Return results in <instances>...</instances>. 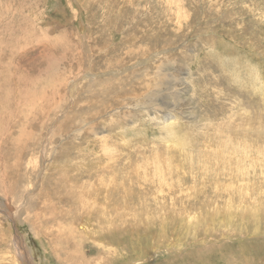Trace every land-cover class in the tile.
I'll return each mask as SVG.
<instances>
[{
    "label": "rangeland",
    "instance_id": "obj_1",
    "mask_svg": "<svg viewBox=\"0 0 264 264\" xmlns=\"http://www.w3.org/2000/svg\"><path fill=\"white\" fill-rule=\"evenodd\" d=\"M227 138L264 180V0H0V264H264V200L176 174Z\"/></svg>",
    "mask_w": 264,
    "mask_h": 264
},
{
    "label": "bare ground",
    "instance_id": "obj_2",
    "mask_svg": "<svg viewBox=\"0 0 264 264\" xmlns=\"http://www.w3.org/2000/svg\"><path fill=\"white\" fill-rule=\"evenodd\" d=\"M171 8V7H170ZM164 126H168L167 128L170 130V134L172 136L175 135L176 131L173 129L172 125L171 124H168V125H164ZM261 126V125H260ZM171 127V128H170ZM263 127V126H262ZM241 128V127H240ZM243 128V127H242ZM166 129V128H165ZM172 129V130H171ZM250 131V130H249ZM169 132V131H168ZM167 132V133H168ZM247 132V131H246ZM183 134V133H182ZM207 136V135H206ZM179 137V136H178ZM188 137V136H187ZM171 138V137H170ZM174 138V137H173ZM204 138V137H203ZM206 138V137H205ZM208 138V137H207ZM226 138V137H225ZM210 139V138H209ZM212 139V138H211ZM224 141V144L225 145H222L221 147V152L223 154L222 157H217L218 154H216L215 156L211 155L210 156H204L200 153H204V151H202L201 149L199 150L200 152L196 155L197 156V159L194 160L190 157V155H186V153L184 152V148L183 149H179L181 151H183L184 153H181V156H184L185 158V163H186V166L184 167H178L177 165V168L175 169L176 170V174L178 176H182V175H187V177L190 178L191 182L193 183V186L191 188V190L194 191V187H195V184H197L198 182L201 183V184H204L206 185V187H213L214 191L212 192V196L205 199V201H201V203L199 204V207L198 209L199 210H202V207H203V210H207V209H212V208H215V209H219L220 207V202L221 200H223L225 203L228 202L227 204H229L228 206H236L238 205V211L239 209L241 208H249L251 205L250 204H256L257 203H260L261 199L264 200V180H257V176H255L254 172H256L257 169H255L253 167L252 164H248L246 165L245 162L243 161H240L238 160L236 162V154L239 153V152H248L247 148L246 147H242L241 145H235L231 140H229V138L223 140ZM222 141V142H223ZM186 143L190 144V142L188 141H185ZM208 142V141H207ZM170 144V143H169ZM220 144V143H219ZM262 144H263V141H262ZM205 145V144H203ZM213 145V144H212ZM232 145V146H231ZM186 146H190V145H186ZM214 146V145H213ZM212 146V147H213ZM230 146V147H229ZM244 146V145H243ZM246 146V145H245ZM182 147V146H181ZM210 147V148H212ZM216 147V146H215ZM231 148V149H230ZM173 150V149H172ZM177 150V149H176ZM196 151V150H195ZM213 151V150H212ZM118 152V151H117ZM156 152V151H155ZM214 152V151H213ZM104 154L107 153L109 155L108 159L109 161H116L115 159L113 160V155L116 154L115 152V149L114 148H108V147H105L104 148ZM142 153V152H141ZM188 153V152H187ZM206 153V152H205ZM204 153V154H205ZM210 153H212L210 151ZM120 154V153H118ZM191 154V153H190ZM221 154V153H220ZM121 155V154H120ZM170 155V154H169ZM158 156V155H157ZM119 157V156H118ZM171 157V156H170ZM157 158V157H156ZM167 158V157H166ZM164 158V159H166ZM215 160L217 162V165H215V167H211L209 166L211 163L212 160ZM141 160V159H140ZM159 160V159H158ZM156 161V162H154ZM168 161V160H167ZM235 161V162H234ZM151 163V164H150ZM150 163H147V162H144L143 165L139 166V168L141 169H137V168H134L133 170L137 173H143V169L145 171H149V170H152L153 172L151 174H153V177L152 178H157L159 177L160 178V186L162 187H165L166 189H168L170 192H172L171 194L175 195L176 197H174L175 199H177L178 195L180 194V190L181 192L183 193V186L185 185V180L181 178L182 177H178L176 182H172L173 184L171 183H167L164 179V174L165 172H168L166 171V169L168 167H164V166H160L159 164H161L159 161L157 160H153V162H150ZM167 163V162H166ZM235 163V164H233ZM221 164V165H219ZM188 165V166H187ZM214 165V164H212ZM173 166V165H172ZM262 165L259 164V167H261ZM151 168V169H150ZM171 168V167H169ZM262 168V167H261ZM264 170V167L262 168ZM173 172V171H172ZM262 174L263 176V179H264V172H259ZM236 174V175H235ZM258 174V173H257ZM260 174V175H261ZM166 175V174H165ZM152 176V175H151ZM157 176V177H156ZM170 176V175H169ZM225 176H228L227 178V181L228 180H231L233 178H237L239 177L238 179H240V182L237 183V185H229V189L227 190H221V189H218L217 186H220L223 181H221V178L225 177ZM197 177H202L200 178L199 180L197 179ZM145 175H144V180L145 179ZM166 178V177H165ZM168 178V177H167ZM213 178V179H212ZM215 178V179H214ZM148 181V180H147ZM259 182L260 183V186L259 187H256V182ZM113 182V181H112ZM121 182V181H120ZM131 186H128L127 185V182L124 181V182H121L119 183V186L121 188H119L120 190L123 189L122 194L126 197L129 196V192L128 190L131 189L132 187V182L131 181H128ZM114 183V182H113ZM118 183V182H117ZM137 182H133V184H135ZM198 183V184H199ZM115 184V183H114ZM138 185H142L140 182L137 183ZM117 185V184H115ZM227 185V184H226ZM134 186V185H133ZM227 187V186H226ZM243 187V188H242ZM222 188H223V185H222ZM244 188H247L246 190ZM118 189V190H119ZM158 189V188H157ZM119 190V191H120ZM159 190V189H158ZM188 190V189H186ZM185 190V191H186ZM158 193V192H157ZM181 193V194H182ZM187 193V191H186ZM186 195V194H184ZM190 195V194H188ZM226 198V200H225ZM182 199V198H181ZM186 199V198H184ZM174 201V199H173ZM176 202V201H174ZM182 202V201H181ZM234 203V205H232ZM183 204V203H182ZM202 207H201V206ZM261 205V204H260ZM259 206V205H258ZM256 206V207H258ZM175 207V206H174ZM191 207V205H190ZM264 207V206H263ZM147 208V207H146ZM188 208H189V205H188ZM206 208V209H205ZM251 208V207H250ZM145 210V209H144ZM159 210H160V207H159ZM252 211V209H249ZM259 210V209H258ZM188 211V209L184 208L182 209L181 211V214H180V217H185L183 215V213L185 214L186 212ZM211 211V210H210ZM224 212V211H223ZM179 213V212H177ZM173 214V213H172ZM213 214V213H212ZM225 215V214H224ZM230 215V214H229ZM213 216V215H212ZM216 216V215H214ZM213 216V217H214ZM141 217V216H140ZM227 217V215H226ZM244 217V216H243ZM175 218V217H174ZM176 219V218H175ZM224 219V218H223ZM241 219V218H240ZM243 219V218H242ZM241 219V220H242ZM245 221V220H244ZM216 224V223H215ZM162 228H164V223L162 222ZM212 229V228H210ZM137 232V230H136ZM52 238V237H51ZM150 244V243H149Z\"/></svg>",
    "mask_w": 264,
    "mask_h": 264
}]
</instances>
